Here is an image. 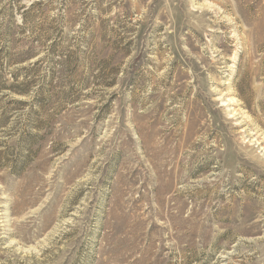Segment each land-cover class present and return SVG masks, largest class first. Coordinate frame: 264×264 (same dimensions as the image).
I'll use <instances>...</instances> for the list:
<instances>
[{
	"label": "rangeland",
	"instance_id": "rangeland-1",
	"mask_svg": "<svg viewBox=\"0 0 264 264\" xmlns=\"http://www.w3.org/2000/svg\"><path fill=\"white\" fill-rule=\"evenodd\" d=\"M0 264H264V0H0Z\"/></svg>",
	"mask_w": 264,
	"mask_h": 264
},
{
	"label": "trees",
	"instance_id": "trees-1",
	"mask_svg": "<svg viewBox=\"0 0 264 264\" xmlns=\"http://www.w3.org/2000/svg\"><path fill=\"white\" fill-rule=\"evenodd\" d=\"M13 92H15L14 94H17V95L20 94L19 92H16V91H13Z\"/></svg>",
	"mask_w": 264,
	"mask_h": 264
}]
</instances>
